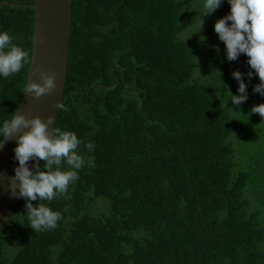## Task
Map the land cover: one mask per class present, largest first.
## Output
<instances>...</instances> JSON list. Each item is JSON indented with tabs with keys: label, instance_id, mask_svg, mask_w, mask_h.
I'll return each mask as SVG.
<instances>
[{
	"label": "trees",
	"instance_id": "trees-1",
	"mask_svg": "<svg viewBox=\"0 0 264 264\" xmlns=\"http://www.w3.org/2000/svg\"><path fill=\"white\" fill-rule=\"evenodd\" d=\"M36 3L0 0V33L29 54L0 76V128L25 92ZM204 3L73 0L55 126L83 142L86 163L67 198L40 201L61 213L55 229H31L19 199L0 264H264V120L250 115L264 96L248 57L228 61L214 31L230 4L203 16Z\"/></svg>",
	"mask_w": 264,
	"mask_h": 264
},
{
	"label": "clouds",
	"instance_id": "clouds-1",
	"mask_svg": "<svg viewBox=\"0 0 264 264\" xmlns=\"http://www.w3.org/2000/svg\"><path fill=\"white\" fill-rule=\"evenodd\" d=\"M227 2L231 6L230 14L217 20L214 31L226 46L228 61H236L242 54L248 57L247 64L260 81L253 87V92L264 96V0ZM221 3L222 0H205L206 11L203 16L215 12ZM204 39L201 37V40ZM28 55L27 51L13 43V37L8 32L0 33V76L8 78L19 73L27 62ZM35 71L40 83H28L25 93L37 99L51 95L57 88L56 74H48L39 67ZM244 75L239 71L232 73L239 85L238 95L229 92L235 106L248 99ZM246 75L250 81L253 71ZM56 108L66 110L62 103H58ZM251 114H259L264 120V104L253 106ZM53 124L51 116L46 121L40 117L29 119L18 110L0 128V147L14 138L17 141L14 154L19 166L14 169L15 175L9 178L8 187L12 196L26 201V216L30 228L36 232L55 229L62 218L59 211H53L40 201L51 202L58 197H66L69 186L79 179L78 171L86 163L78 153L83 142L74 132L53 127ZM85 147L91 151L94 145L88 142ZM30 160L35 161L32 165L34 171L29 168ZM40 161L45 162L43 168ZM37 200L39 204L33 206L32 202Z\"/></svg>",
	"mask_w": 264,
	"mask_h": 264
},
{
	"label": "water",
	"instance_id": "water-1",
	"mask_svg": "<svg viewBox=\"0 0 264 264\" xmlns=\"http://www.w3.org/2000/svg\"><path fill=\"white\" fill-rule=\"evenodd\" d=\"M32 7L35 10V29L27 84L40 83L35 71L39 67L48 74H56L57 88L51 95L38 99L24 92L18 110L29 119L40 117L46 121L51 116L54 127L60 113L56 105L63 104L64 101L73 0H37ZM16 147L15 138L4 142L3 147H0V234L19 201L11 195L8 187L9 178L15 175L14 169L19 166L14 154ZM28 163L30 170L34 171L32 165L35 161L30 160Z\"/></svg>",
	"mask_w": 264,
	"mask_h": 264
}]
</instances>
